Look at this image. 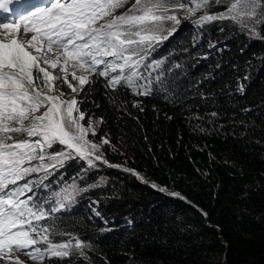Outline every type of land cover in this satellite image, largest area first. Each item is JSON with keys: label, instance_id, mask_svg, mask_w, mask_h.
<instances>
[{"label": "trees", "instance_id": "1", "mask_svg": "<svg viewBox=\"0 0 264 264\" xmlns=\"http://www.w3.org/2000/svg\"><path fill=\"white\" fill-rule=\"evenodd\" d=\"M202 14L149 51L162 61L147 95L105 77L77 95L109 136L108 164L73 159L43 180L47 209L81 186L41 224L88 247L40 264H264V25L259 37L231 20L198 27Z\"/></svg>", "mask_w": 264, "mask_h": 264}, {"label": "snow or ice", "instance_id": "2", "mask_svg": "<svg viewBox=\"0 0 264 264\" xmlns=\"http://www.w3.org/2000/svg\"><path fill=\"white\" fill-rule=\"evenodd\" d=\"M11 3L0 0V9L10 11ZM129 3L46 0L27 14L0 21V260L4 264H24L20 254L43 262L88 247L78 238L74 243L73 239L55 243L53 237L63 233L41 224L81 191L76 184L56 192V206L51 209L33 192L69 160H85L89 167H95L94 161L108 164L100 149L109 141L94 142L89 134L95 135L96 126L91 120L82 123L86 116L76 97L86 85L105 77L108 87L115 89L124 82L135 90L145 56L177 30L181 10L185 19L202 11L192 21L198 27L231 20L259 37L257 26L264 25V0H131L125 7ZM214 5H224V10L213 13L209 9ZM61 85L73 95L66 96ZM56 145L60 151L53 150ZM123 170L138 176L134 170ZM34 173L43 176L19 183ZM30 192L33 195L26 196ZM169 194L184 198L178 192Z\"/></svg>", "mask_w": 264, "mask_h": 264}, {"label": "rangeland", "instance_id": "3", "mask_svg": "<svg viewBox=\"0 0 264 264\" xmlns=\"http://www.w3.org/2000/svg\"><path fill=\"white\" fill-rule=\"evenodd\" d=\"M46 2V0H12V3L9 5V9L10 11H8V16L6 17V15L3 13V10L0 9V21H5L7 19H16L19 17L20 14H27L30 10H33L34 6H38V5H43ZM131 3V0H130ZM126 5L125 7L130 6ZM125 9H119L118 12H122ZM179 18L181 19L183 24L184 22L187 21V19H185V12L183 10H181L180 12L177 13ZM180 24V25H181ZM179 25V26H180ZM178 26V27H179ZM169 27H171V25H169ZM161 61L162 59H154L152 57L149 56H145L144 62L143 64H141L140 68L138 69L139 75L137 77H135V82L136 85L138 86L135 90H133V88L129 87L132 91L134 92H144V91H149L150 88V84L149 81L151 79V77H154L157 73V69L160 67L161 65ZM156 62H160L159 67H156L155 64ZM58 74V73H57ZM117 73H113V75H115ZM75 83V82H73ZM126 86L127 84L124 83ZM128 87V86H127ZM60 89L66 94V96L70 97L72 94L71 89H69L67 87V85H61ZM77 98V97H76ZM84 112V111H83ZM85 113V120L82 121V123H84L85 125H87L88 121L91 120L93 122V124L96 126V132L95 135L93 136L91 133L89 134V138L92 139L94 142L100 144L103 138H106L107 140H109V136L104 135L103 131H100L101 128V119L97 116H95L93 114V112L88 111V112H84ZM61 146L56 145L54 146V151H60ZM85 161V160H84ZM87 162V161H86ZM42 174V173H34L31 174L29 177H26L25 180L20 181V184H23L26 180H32V181H37L39 179H37L38 175ZM73 182L76 184L77 188L80 189L81 191H78L74 198L71 201H64L65 203V207H69L70 205L74 204L76 201L77 196L80 194V192H82L81 186L78 185V182L76 181H71V182H67L65 183L60 189L56 190L53 192L52 197L54 200V203L56 201V197H55V193L61 191V189L73 184ZM46 183L43 182V185L39 186L42 188L47 187V185H45ZM38 187V188H39ZM37 187H34L33 192L35 194H37ZM27 195H33V193H26ZM25 198V197H22ZM56 206V204H55ZM37 246L42 247L41 244H38ZM19 259L21 261H24V264H40V262L37 261H32L27 255L24 254H20L19 255ZM0 264H4V262L2 260H0Z\"/></svg>", "mask_w": 264, "mask_h": 264}, {"label": "bare ground", "instance_id": "4", "mask_svg": "<svg viewBox=\"0 0 264 264\" xmlns=\"http://www.w3.org/2000/svg\"><path fill=\"white\" fill-rule=\"evenodd\" d=\"M3 13L6 15V17L8 16V13H7V12H4V11H3Z\"/></svg>", "mask_w": 264, "mask_h": 264}]
</instances>
